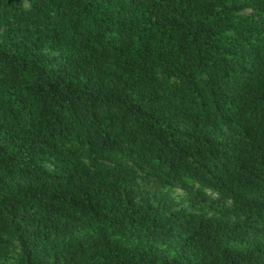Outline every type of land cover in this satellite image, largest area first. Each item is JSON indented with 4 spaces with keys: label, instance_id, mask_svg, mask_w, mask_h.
<instances>
[{
    "label": "trees",
    "instance_id": "1",
    "mask_svg": "<svg viewBox=\"0 0 264 264\" xmlns=\"http://www.w3.org/2000/svg\"><path fill=\"white\" fill-rule=\"evenodd\" d=\"M28 2L0 0V258L264 264V0Z\"/></svg>",
    "mask_w": 264,
    "mask_h": 264
},
{
    "label": "rangeland",
    "instance_id": "2",
    "mask_svg": "<svg viewBox=\"0 0 264 264\" xmlns=\"http://www.w3.org/2000/svg\"><path fill=\"white\" fill-rule=\"evenodd\" d=\"M28 0H21V5L23 7H28ZM250 13V12H247ZM200 185H196V188H200ZM163 191L171 196V198L180 203L181 206H189V203L186 202L188 199V193L181 188L180 186H170L165 185L163 187ZM205 191L213 198H217V195L212 193L211 190L205 189ZM87 233V230L81 227L76 228L74 232V236H85ZM5 238L8 240V247L9 252L3 257L0 258V264H17V259L21 256L22 250H21V244L17 238V236L11 232L5 235ZM159 248L161 250H167L168 246L164 243H159Z\"/></svg>",
    "mask_w": 264,
    "mask_h": 264
}]
</instances>
